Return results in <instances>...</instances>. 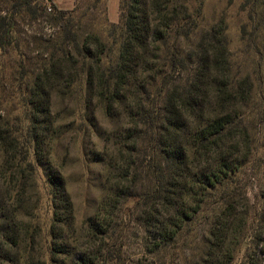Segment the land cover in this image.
Returning a JSON list of instances; mask_svg holds the SVG:
<instances>
[{
  "label": "trees",
  "instance_id": "trees-1",
  "mask_svg": "<svg viewBox=\"0 0 264 264\" xmlns=\"http://www.w3.org/2000/svg\"><path fill=\"white\" fill-rule=\"evenodd\" d=\"M35 1L14 0L11 9L0 15L4 51L14 46L19 16L37 19L40 10ZM48 1L51 7H42V12L51 10L50 20L60 30L52 39L39 40L40 52L33 65L20 62L22 73L18 74L25 81L23 133L18 134L0 113L1 192L7 196L0 205V232L12 248L24 244V253L18 252L16 259L9 258L6 243L1 244V260L34 264L32 253L40 247L41 230L30 219L22 235L19 213L31 206L33 192H38L37 167L44 170L53 210V259L64 248L70 249L67 236L74 232V205L62 168L53 165L50 157L57 123L55 97L75 98L79 92L86 105V122L92 127L98 110L112 121L127 120V128L120 130L123 134L115 136V152L108 161L101 157L104 203L97 209L98 230H107L110 223L106 221L124 203L135 200L144 240L158 249L175 243L183 223L201 211L207 192L222 188L226 181L235 182L242 165L254 154L252 131L245 119L259 98L263 113L259 124L264 123V90L261 94L258 90L264 80L234 71L224 21L199 31L202 0H120L119 22L110 28L111 44L85 31L75 10H61ZM252 2L249 19L253 35H260L262 59L264 0ZM15 46L19 48V43ZM31 151L34 161H29ZM143 178L148 181L146 188H142ZM234 205L227 202L219 210L206 255L193 264L231 261L225 257L233 258V254L230 249L223 251V245L229 233L234 238L244 234L247 224ZM96 239L94 244L98 240L103 244ZM251 250L245 264H264V239ZM106 255L103 264L121 261L110 251ZM90 256H83L81 264L96 259Z\"/></svg>",
  "mask_w": 264,
  "mask_h": 264
},
{
  "label": "rangeland",
  "instance_id": "rangeland-1",
  "mask_svg": "<svg viewBox=\"0 0 264 264\" xmlns=\"http://www.w3.org/2000/svg\"><path fill=\"white\" fill-rule=\"evenodd\" d=\"M12 3L14 0H0V15L4 16L11 9ZM51 3L48 0H36L33 3L40 10L37 19L23 15L17 18L18 24L13 35L14 46L18 42L19 48L12 46L8 47L7 51L0 48V113L18 131V134L23 133L26 127L23 106L25 81L22 83L21 75L18 74L22 73L20 62L24 60L33 65L40 52L39 40L52 39L58 35L60 27L50 20L51 10L47 13L42 12V7L50 8ZM61 3V10H75L74 16L81 17L85 31L97 33L111 44L110 28L111 25L119 22L120 0H63ZM202 4L203 18L199 31L210 29L224 21L234 71L240 76L254 74L264 80V56L260 58L262 52L260 35L259 33L253 35V27L249 19L252 0H202ZM258 90L261 94L264 84ZM257 100L259 101V98ZM258 101L251 104L249 117L245 119V126L252 131L254 154L242 165L235 182L226 181L222 188L207 192L201 211L191 221L185 219L183 229L175 243L158 249L154 244L144 240L146 234L137 223L139 209L135 205V200L124 203L120 206L121 211H116L106 221L110 223L107 230L102 228L99 231L96 226L100 220L97 209L104 203L100 190V178L102 173L105 174L104 171L102 172L101 157L108 161L115 152V136L123 134L120 130L126 127L127 120L122 117L112 121L103 111L98 110L96 117L93 115L95 124L92 127L86 122L87 111L81 92L75 93V98L61 95L55 97L53 113L57 115V123L56 133L54 129V138L51 141L50 159L53 165L62 168L60 170L66 180L75 211L74 232L67 236L70 249L64 248V252L56 254L54 260L51 254L50 234L53 219L51 199L46 193L44 170L37 167L38 192H33L34 199L30 203L31 206L19 213V219L23 223L21 227H24L22 235L26 229L25 224L29 223L30 219H33L31 225H37L41 230V236L37 239L40 247H35L36 252L32 253L34 264H81L80 260L83 256H92V254L96 259L92 262L90 259L87 261L103 264L101 261L108 251L121 258V261L112 264L200 262L208 250L209 232L219 210L221 211L227 202L237 204L234 205L237 215L242 219L245 217L247 224L244 234L239 233L234 238L233 234L229 233L223 251L230 249L233 258L225 257L231 260L226 259L225 264H245L248 255L252 252L251 247H254L260 239H264V133L261 132L264 123L259 124L263 119V113L262 105ZM32 155L33 151L30 152L29 161H34ZM142 180H144L142 188H146L148 181L146 178ZM2 183L3 181L0 180V205L5 198L7 200V196L1 192ZM1 225L0 221V231H2ZM98 237L104 241L103 244L100 240L97 241ZM94 239L97 241L95 244ZM4 242L5 239L0 232V247ZM5 249L10 255L9 258L16 259L18 252L24 253V244L18 249L6 243ZM67 253H70V256H67ZM0 256L2 257V252ZM0 264L12 263L0 258ZM19 264H24L23 259Z\"/></svg>",
  "mask_w": 264,
  "mask_h": 264
},
{
  "label": "crops",
  "instance_id": "crops-1",
  "mask_svg": "<svg viewBox=\"0 0 264 264\" xmlns=\"http://www.w3.org/2000/svg\"><path fill=\"white\" fill-rule=\"evenodd\" d=\"M54 1V3L60 8V9H62V7H61V2L63 1V0H53Z\"/></svg>",
  "mask_w": 264,
  "mask_h": 264
}]
</instances>
